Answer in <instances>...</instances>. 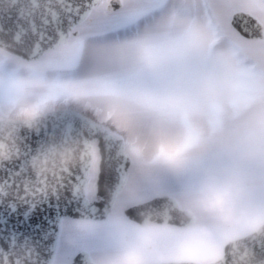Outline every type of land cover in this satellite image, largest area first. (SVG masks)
I'll return each mask as SVG.
<instances>
[{"label": "snow or ice", "instance_id": "snow-or-ice-1", "mask_svg": "<svg viewBox=\"0 0 264 264\" xmlns=\"http://www.w3.org/2000/svg\"><path fill=\"white\" fill-rule=\"evenodd\" d=\"M208 8L198 0H86L69 13L77 43L87 42L91 49L81 69L83 84L110 98L127 132L107 141L97 134L99 159L93 156L73 179L85 193L110 184L113 176L104 173L103 152L109 153V164L116 153L125 157L124 171L116 165L118 183L135 184L157 204L162 202L157 192L169 193L193 206L200 221L196 227L215 233L222 227L218 209L264 215V144L253 161L242 149L226 147L201 130L210 122L214 130L217 117L204 89L219 86L227 76L217 50L198 34ZM178 20L191 23L180 27ZM62 120L54 131L69 135L88 123L83 113L71 110ZM40 142L39 137L33 140ZM145 151L147 159L141 156ZM128 156L138 167L129 165ZM82 199L89 203L87 195ZM48 214L58 216L59 208H49ZM0 224L7 229L12 217L0 212ZM45 224L40 217L24 225L18 219L12 228L43 240ZM104 250L123 248L113 241ZM64 264H80V258L73 259L69 251Z\"/></svg>", "mask_w": 264, "mask_h": 264}, {"label": "rangeland", "instance_id": "rangeland-1", "mask_svg": "<svg viewBox=\"0 0 264 264\" xmlns=\"http://www.w3.org/2000/svg\"><path fill=\"white\" fill-rule=\"evenodd\" d=\"M209 5L206 21L198 23L201 40L217 50L226 68L225 80L216 87L204 89V95L213 106L217 117L214 130L211 122L201 126L205 135H211L226 147L244 151L247 159L256 160L264 144V39L248 41L241 38L230 26L231 15L245 12L257 18L264 26V0H198ZM180 27L189 20H178ZM87 42L77 43L71 36L59 48L47 52L36 61L25 62L0 49V120H25L57 110L83 113L116 137L127 135L121 113L111 108L110 98L86 87L81 69L90 55ZM197 110L194 109V112ZM144 159L148 153L142 152ZM131 157V156H130ZM97 159V157L95 156ZM132 159V166L138 163ZM255 184V180H253ZM88 198L91 192L87 194ZM147 199L135 184L128 183L115 211L102 223L64 221L58 251L53 264H64L66 254L73 258L83 248L96 264H152L155 260L131 251L124 238L120 218L123 210ZM189 208L194 211L193 206ZM221 211L222 227L215 233L204 227H195L192 249L203 248L207 261L221 255L223 245L254 231L264 223V215L246 213L236 215ZM195 212V211H194ZM157 249L164 255L183 245V232L157 229ZM115 241L123 251H105Z\"/></svg>", "mask_w": 264, "mask_h": 264}, {"label": "water", "instance_id": "water-1", "mask_svg": "<svg viewBox=\"0 0 264 264\" xmlns=\"http://www.w3.org/2000/svg\"><path fill=\"white\" fill-rule=\"evenodd\" d=\"M84 2L0 0V49L26 62L40 59L68 40L74 30L69 13ZM230 26L240 37H247L246 40L264 39L263 26L249 13H233ZM66 111H52L28 120H0V212L11 216L12 224L18 219L20 225L31 222L32 218L44 219L46 230L41 236L43 240L53 239L46 246L34 234L16 231L12 224L7 229L0 224V236L5 237V242L0 244V264H53L62 220L104 221L122 193L125 184L116 181V165L120 164V170L124 171L125 157L113 153L109 164V153L104 151V173L110 172L113 181L95 189L101 203L85 205L82 198L86 193L73 177L92 159L89 146L92 149L95 146L100 155L97 134L105 141L115 137L87 116L88 123L78 133L54 131L63 124ZM36 137L40 143H33ZM126 159L131 165V158ZM160 200L159 204L151 200L133 206L125 211V216L140 226L151 222L185 228L193 224V216L181 212L174 201ZM56 207L59 215L49 217L48 209ZM78 256L80 264H91L87 254ZM250 260L251 264H264V223L253 232L227 242L222 255L208 264H249Z\"/></svg>", "mask_w": 264, "mask_h": 264}, {"label": "flooded vegetation", "instance_id": "flooded-vegetation-1", "mask_svg": "<svg viewBox=\"0 0 264 264\" xmlns=\"http://www.w3.org/2000/svg\"><path fill=\"white\" fill-rule=\"evenodd\" d=\"M94 155L98 159L96 148L94 150ZM126 186H127V184H125V186L122 190V193L117 198L115 205H114L112 211L110 212L107 220L109 219L110 215L115 211ZM156 196L159 199L173 200L177 204L180 211L189 212V214H191L194 217L193 225H191L190 227H187V228H178V227H175V226L170 225V224H156V223H147L145 225L140 226V225H138L132 221H129L124 215L125 211L130 207H133V206L142 204L144 202H147L149 200L147 198L141 202L132 204L123 210V217L120 218V223H121L122 231L124 233L125 243H126L127 247L131 251L132 250L135 251L137 254L145 255V256H148L149 258L155 260L156 263H152V264L169 263V262H194V263H198V264L207 263L208 262L206 259L207 256L205 254L204 249L199 247V249L195 250V249H192V244L190 245L191 239L193 236H192L191 232H189V231H190V229H192V227L196 226L197 220H198V218H197L198 216L195 214V212L189 208L187 203L182 202L180 200H177L176 198L171 196L169 193L157 192ZM89 202L91 204L101 203V199L96 196V190H93L91 192ZM95 208L99 209L98 207H95ZM64 221H83V222H89V223H102V222H104V221H93V220H89V221L86 220L85 221V220H71V219H64L63 222ZM63 222H62V226H63ZM62 226H61V230H62ZM157 229H163V230L171 229V230H179V231L183 232V235H184L183 236V242H182L183 245L180 246L178 249H172V250L168 251V254L164 255L160 250L157 249V243H156L157 238H156V234H155ZM60 237H61V232H60ZM60 237H59V242H60ZM59 242H58V246H59ZM57 251H58V247H57ZM80 253L87 254L90 263L96 264L93 261V258L91 257L90 253L88 251L84 250L83 248L78 250V252L76 253V255L74 256L73 259H75L76 256L79 255ZM55 257H56V255H55Z\"/></svg>", "mask_w": 264, "mask_h": 264}, {"label": "clouds", "instance_id": "clouds-1", "mask_svg": "<svg viewBox=\"0 0 264 264\" xmlns=\"http://www.w3.org/2000/svg\"><path fill=\"white\" fill-rule=\"evenodd\" d=\"M246 255H248L249 257L251 256V254H250V253H247ZM249 264H251V260L249 261Z\"/></svg>", "mask_w": 264, "mask_h": 264}]
</instances>
